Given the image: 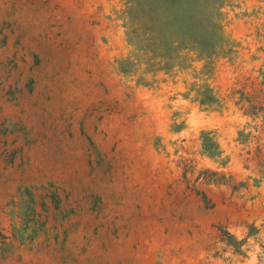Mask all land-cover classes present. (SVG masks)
<instances>
[{"label": "rangeland", "instance_id": "374dc122", "mask_svg": "<svg viewBox=\"0 0 264 264\" xmlns=\"http://www.w3.org/2000/svg\"><path fill=\"white\" fill-rule=\"evenodd\" d=\"M128 6L0 0V264H264V0L210 75L145 73Z\"/></svg>", "mask_w": 264, "mask_h": 264}, {"label": "trees", "instance_id": "16d2710c", "mask_svg": "<svg viewBox=\"0 0 264 264\" xmlns=\"http://www.w3.org/2000/svg\"><path fill=\"white\" fill-rule=\"evenodd\" d=\"M224 3L225 0H128V44L144 57V72H169L188 59L203 61L200 74L210 75L215 59L229 51L225 48ZM138 82L145 84L146 80L140 77ZM195 85L191 90L200 105L211 106L219 101L209 85ZM201 147L211 154L218 152L208 131L202 132Z\"/></svg>", "mask_w": 264, "mask_h": 264}]
</instances>
